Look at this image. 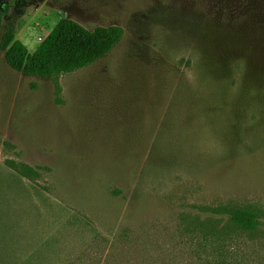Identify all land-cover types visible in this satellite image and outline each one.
<instances>
[{"label":"rangeland","instance_id":"374dc122","mask_svg":"<svg viewBox=\"0 0 264 264\" xmlns=\"http://www.w3.org/2000/svg\"><path fill=\"white\" fill-rule=\"evenodd\" d=\"M0 12V264H264V0ZM62 19L125 36L57 79L8 66V31L33 54Z\"/></svg>","mask_w":264,"mask_h":264},{"label":"trees","instance_id":"16d2710c","mask_svg":"<svg viewBox=\"0 0 264 264\" xmlns=\"http://www.w3.org/2000/svg\"><path fill=\"white\" fill-rule=\"evenodd\" d=\"M3 16L0 12V23ZM124 36V29L118 26L88 30L73 20L62 19L33 54L16 39L13 30L6 33L2 46L6 63L12 70L25 76L57 79L89 68L110 54ZM229 220L235 227L247 231L254 230L259 222L256 214L244 211L229 212ZM213 249L220 258L216 264H226L224 247L216 245Z\"/></svg>","mask_w":264,"mask_h":264}]
</instances>
